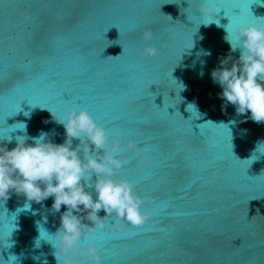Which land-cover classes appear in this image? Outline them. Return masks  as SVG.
<instances>
[{"label":"water","instance_id":"obj_1","mask_svg":"<svg viewBox=\"0 0 264 264\" xmlns=\"http://www.w3.org/2000/svg\"><path fill=\"white\" fill-rule=\"evenodd\" d=\"M202 3L213 12L201 14ZM248 24L264 27V0H0L6 147L42 132L63 143L53 113L75 108L122 147L131 139L148 149L147 159L114 154L127 163L113 178L132 181L152 215L140 227L110 217L103 230L85 229L82 246L95 244L103 264H264V122L225 110L211 77L231 51L228 33ZM148 44L155 56L141 54ZM52 203L0 200V264H58L55 237L37 243L40 230L61 227L66 206L54 213Z\"/></svg>","mask_w":264,"mask_h":264},{"label":"clouds","instance_id":"obj_2","mask_svg":"<svg viewBox=\"0 0 264 264\" xmlns=\"http://www.w3.org/2000/svg\"><path fill=\"white\" fill-rule=\"evenodd\" d=\"M199 11L207 16L213 8L202 3ZM142 38L151 41V29H146ZM226 40L231 51L211 72L213 81L223 89L219 94L224 101L222 107L226 110L227 105H232L237 115L250 113L252 121L262 123L264 27L256 24L241 26L235 37L228 33ZM236 41H239L241 53L229 67L231 52L238 47ZM157 51L156 47L148 44L141 54L152 57ZM180 88L182 90V86ZM53 118L65 129L66 139L61 144L48 141L47 134L42 132L37 137L17 136L15 147L9 150L5 141L11 143L12 138H0V200L6 201L15 193L26 198V208L31 202L41 203L49 197L53 198L50 211L58 213L62 206H66V211L60 216L61 227L54 235L45 230L42 234L40 230L37 243L40 239L46 240L45 234L55 237L57 243L52 244L56 248L58 264H103L95 244L88 242L86 247L82 246L85 229L89 232L103 230L110 217L132 227H140L152 215L151 211H142L144 199L135 192L132 181L113 178L127 163L114 154L131 151L143 153L141 159H147L148 149L140 148L131 139L122 147L121 140L110 139L105 128L84 109L77 111L73 108L60 118L53 113ZM21 124L19 129L26 131V125ZM29 139L33 143H27ZM74 139L79 143L73 145ZM101 210L105 213L103 217L99 215ZM113 227L122 231L119 226ZM58 249L60 256L57 255ZM77 257H83V260Z\"/></svg>","mask_w":264,"mask_h":264}]
</instances>
